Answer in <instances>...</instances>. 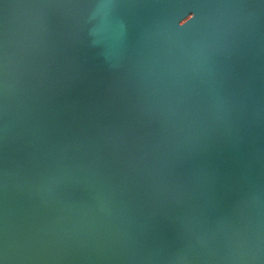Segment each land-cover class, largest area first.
<instances>
[{"label":"water","instance_id":"95a60500","mask_svg":"<svg viewBox=\"0 0 264 264\" xmlns=\"http://www.w3.org/2000/svg\"><path fill=\"white\" fill-rule=\"evenodd\" d=\"M0 264H264V0H0Z\"/></svg>","mask_w":264,"mask_h":264}]
</instances>
